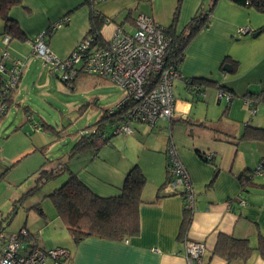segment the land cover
Wrapping results in <instances>:
<instances>
[{
    "label": "crops",
    "instance_id": "crops-1",
    "mask_svg": "<svg viewBox=\"0 0 264 264\" xmlns=\"http://www.w3.org/2000/svg\"><path fill=\"white\" fill-rule=\"evenodd\" d=\"M205 1L183 0L176 22L178 32L196 13L209 9ZM23 3L12 7L11 16L19 22L29 39L55 27L49 37L50 48L55 55L65 59L90 31L93 7L105 18L101 37L108 41L117 27L134 31V20L140 13L150 15L162 27H170L174 22L178 0H23ZM65 16H68L65 18L66 23L62 22ZM243 26L250 31L241 32L239 29ZM262 28L264 15L254 8L238 6L230 0H218L209 24L188 44L180 64V72L185 77L206 78L217 85H208L198 93L189 89L185 81L177 80L174 86L176 101L173 119L161 121L155 126L136 123L132 133L114 135L109 144L106 143L111 146L104 153L107 158L101 157L97 151L85 153L89 154L90 162L75 173L102 196L119 194L126 174L132 167L128 166L130 160L123 151L131 145L138 146L137 160L140 163L144 160V157L141 159L144 152L146 163H152L157 181L149 189L144 188V204L140 208L141 232L138 237L123 240L88 237L75 244L69 235L64 242H49L44 232L48 230L56 233L61 225L56 217L49 219L50 216L45 213V216L37 215L35 207L42 200L32 203L28 211V218L31 217L32 221H27L19 229L24 227L32 236L31 240L45 249H69L70 257L65 264H187L185 247L191 240H201L206 244L201 264H264L257 250L247 260L229 263L213 252L220 233L248 238L253 246L257 245L260 234L264 235V187H252L245 202L235 201L242 196L239 174L245 169H255L257 158L259 163L264 158L262 142L254 143L247 150L245 141L237 142L246 125L264 127L263 123L253 120L254 115L260 113V107L264 106ZM256 32L259 34L254 36ZM4 37L3 34V55L24 62L18 87L13 93L14 104V96L21 94L19 89L25 71L27 73L32 62L39 58L28 42L9 39L5 43ZM0 51L3 49L0 48ZM3 55H0V59ZM48 81L47 76L45 84ZM221 89L233 95L224 108L221 103L225 97L220 98ZM26 110L31 111L29 105H26ZM170 141L175 143L190 172L196 195V208L185 236H181L185 210L182 196L178 191L168 188L167 184L160 190L166 181V148ZM132 142L136 144H130ZM198 152L205 156L212 154L213 160L202 159ZM117 153H120V158L112 163L109 154ZM7 168L5 166L1 173ZM254 180L264 184V172L256 174ZM61 224L65 228L63 221ZM51 233L48 232L49 235ZM28 238L25 244H29Z\"/></svg>",
    "mask_w": 264,
    "mask_h": 264
},
{
    "label": "trees",
    "instance_id": "trees-1",
    "mask_svg": "<svg viewBox=\"0 0 264 264\" xmlns=\"http://www.w3.org/2000/svg\"><path fill=\"white\" fill-rule=\"evenodd\" d=\"M230 1L238 6L254 8L256 11L264 13V0ZM217 2L218 0H212L207 11L196 13L186 24L184 29L178 32L176 29V22L183 3V0H178L174 22L170 27L166 28V32L171 38V45L167 52V65H172L176 69L180 70V64L184 60L185 50L188 44L204 26L209 24L210 15ZM17 5H24L23 0H0V19L3 22V34L4 36H8L10 40L17 39L22 42H26L29 40V36L26 34L19 22L11 16L12 7ZM91 14L90 31L86 37H92L94 39L92 43L93 45L99 44L101 47L105 46L108 42L101 37L102 24L105 23V18L102 17L94 7L92 8ZM67 17L68 16H65L64 19ZM127 17L130 18L129 15ZM54 30L55 27H50L46 31L48 40ZM261 30H264V28ZM81 74L84 73L79 70L75 78L64 82L65 85L74 90L76 88V82ZM96 77L100 78L101 76ZM187 78V87L191 90H198V93H200L204 87L208 85H217L216 82L206 78ZM158 79L157 75H151L146 89L149 91L150 87L154 88L158 84ZM4 81L5 76L0 73V107H4L3 112L0 114V120L6 116L7 110L13 104V93L18 87L16 85L5 88ZM262 97L264 98V93ZM131 106L132 103L127 101L119 104L118 106L116 105L111 108L104 109L100 118L91 126V130H84L81 132V136L74 144L73 153L76 155L85 154L90 150L95 152L99 150L102 145L108 143L111 138L116 135L114 132V126L123 122L127 118ZM44 126L45 128L50 127V125L46 123ZM19 129L20 127L17 126L14 131ZM212 129L216 131L218 130L215 127H212ZM248 140L264 142V127L246 125L241 136L237 138V142ZM198 154L206 161L211 162L213 160L212 154L211 158H207L208 154L206 156L201 152H198ZM260 165L262 166L261 170H259L257 166L255 169H245L239 174L238 178L242 183V196L235 201L245 202L246 195L251 191L252 187L257 185L264 187V184H258L254 180L256 174L264 172V158L260 161ZM9 169L10 167L3 171L0 174V178H3ZM63 172H68L67 179L60 187L49 193L47 197L49 196L53 201L58 216L64 222L71 239L75 244L80 243L88 237L123 240L126 238L138 237L140 235V208L142 204H144L143 192L146 184V177L137 164H134L127 172L124 184L119 194L111 196H102L94 192L78 176L77 173L69 168L67 164L65 166L53 167L50 170L43 166L36 178L35 184L14 203L12 211L15 212L18 205L25 200L26 196H30L32 193L34 194L37 191H40L48 180L57 177ZM170 177L171 175L167 168L166 181L160 190H162L167 184ZM35 208L39 211L41 216H45L40 204H36ZM192 213V211L186 209L184 210V221L182 224L181 236H185L190 227ZM3 229L4 228L0 226V233H11L3 231ZM29 238L31 240L32 236L29 235ZM23 240L25 241L26 239L24 238ZM254 250H257L264 259L263 234H260L257 245L253 246L248 238H237L226 233H220L213 252L214 255L222 257L229 263L236 260H247L252 255Z\"/></svg>",
    "mask_w": 264,
    "mask_h": 264
},
{
    "label": "rangeland",
    "instance_id": "rangeland-1",
    "mask_svg": "<svg viewBox=\"0 0 264 264\" xmlns=\"http://www.w3.org/2000/svg\"><path fill=\"white\" fill-rule=\"evenodd\" d=\"M211 2L212 0L205 1V4L208 3L206 7H209ZM261 14L264 15V13ZM0 23V48L3 49L0 55H3L5 46L2 41L4 28L1 19ZM8 52L10 53L9 49ZM42 64V61L37 59L32 62L29 71L27 73L25 71L21 89H19L21 94L14 96L15 102L7 110V117L5 116L0 121V173L5 166H10L6 175L0 178V226L9 232L18 231L27 221H32L31 217L28 218L29 207L39 200H42L40 207L45 214L50 216L49 219L56 217L58 224L62 226V220L58 217L53 201L45 195L60 187L67 179L68 172H63L48 180L40 191L26 196L15 212L12 211L13 205L35 184L43 166L50 170L53 167L67 164L76 172L88 164L89 154L76 155L73 153L74 144L82 131L91 130V126L100 118L104 109L115 106L125 94L123 89L107 78L103 80L94 75L84 74L76 82V88L72 90L52 72L49 71V74L48 69ZM45 73L49 77L46 84L44 82L47 77ZM226 104L227 100L223 98L221 103L223 108ZM26 105L30 106L31 111L26 110ZM259 112L256 116L254 115L253 120L264 124L263 105ZM160 122L158 121V124ZM36 123L40 126L39 130L33 127ZM45 123L50 127L45 128ZM136 123L138 122H133L132 127L136 126ZM17 126H21V129L14 131ZM245 142L247 143L244 144L246 150L257 143L249 140ZM262 143L264 144L263 141ZM110 147L107 144L102 145L97 152L101 157L107 158L104 153L110 150ZM139 149L143 154L140 147ZM123 153L128 161L130 160L129 167L134 164L139 165L146 177L145 188L149 189L157 181V173L152 169V163H146L145 152L141 157V159L144 157L142 163L137 160L139 154L137 145H131ZM109 158L114 163L120 158V153L109 154ZM258 163L259 157L254 166H259L260 163ZM97 180L101 181V179ZM37 215H40L39 211ZM61 226L58 227L56 233L45 231V239L49 242H64L70 234L66 226L65 228Z\"/></svg>",
    "mask_w": 264,
    "mask_h": 264
},
{
    "label": "built area",
    "instance_id": "built-area-1",
    "mask_svg": "<svg viewBox=\"0 0 264 264\" xmlns=\"http://www.w3.org/2000/svg\"><path fill=\"white\" fill-rule=\"evenodd\" d=\"M63 21L65 23L66 19H62ZM134 24L135 28L132 32L117 27L111 39L107 41L108 44L102 47L99 44L93 45L92 37L84 38L65 59L58 57L51 50L46 32H41L27 41L43 65L62 82L73 79L80 70L84 74L107 78L124 90L125 96L119 104L130 101L132 106L127 118L114 126L115 134L132 133L133 122L155 126L158 121L173 119L176 101L175 82L181 79L186 83L188 79L180 70L167 65L171 38L166 28L158 25L150 15L144 13L136 15ZM240 31L250 30L245 28ZM4 42H9L8 36L4 37ZM23 67V60L3 55L0 60V73L5 76V88L18 85ZM151 75H157L159 81L148 91L146 86ZM223 97L229 102L232 95L221 89L220 98ZM3 108L0 107V114ZM33 127L35 130L40 129L37 123ZM166 155L167 168L171 175L167 182L168 188L178 191L183 198L184 208L193 212L196 208L194 184L173 141L168 143ZM211 156L208 154L207 158ZM258 169L261 170L262 166L259 165ZM27 237L29 232L26 229L0 233V264H49L50 262L60 264L68 261L69 249L65 247L45 249L32 240L28 241L29 244H25L23 239ZM205 247L204 241H188L185 247L186 263L201 264Z\"/></svg>",
    "mask_w": 264,
    "mask_h": 264
},
{
    "label": "water",
    "instance_id": "water-1",
    "mask_svg": "<svg viewBox=\"0 0 264 264\" xmlns=\"http://www.w3.org/2000/svg\"><path fill=\"white\" fill-rule=\"evenodd\" d=\"M258 34H259V32H256V33H254V36H255V35H258Z\"/></svg>",
    "mask_w": 264,
    "mask_h": 264
}]
</instances>
